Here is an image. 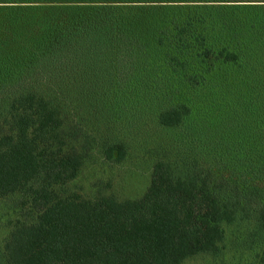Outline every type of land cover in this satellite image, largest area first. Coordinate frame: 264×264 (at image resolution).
Segmentation results:
<instances>
[{
    "label": "trees",
    "instance_id": "16d2710c",
    "mask_svg": "<svg viewBox=\"0 0 264 264\" xmlns=\"http://www.w3.org/2000/svg\"><path fill=\"white\" fill-rule=\"evenodd\" d=\"M145 105L200 130L184 176L157 157L136 198L68 195L89 162L125 160ZM6 199L21 219L0 264H183L228 246L264 264V3L0 0Z\"/></svg>",
    "mask_w": 264,
    "mask_h": 264
},
{
    "label": "rangeland",
    "instance_id": "374dc122",
    "mask_svg": "<svg viewBox=\"0 0 264 264\" xmlns=\"http://www.w3.org/2000/svg\"><path fill=\"white\" fill-rule=\"evenodd\" d=\"M227 1H254L264 3V0H149L150 4H181L195 2H227ZM40 75L35 76L33 84L39 93L47 98L50 94H57L60 102L64 103L63 92L65 88H50ZM176 82V79L174 80ZM74 93V92H73ZM71 93V94H73ZM196 111L200 112L201 106ZM140 107V106H139ZM138 110V106L134 108ZM142 119L145 122L139 127L136 135H133L127 144V155L125 160L112 168H109L102 161L89 162L76 181L67 187L68 195H79L84 199L96 196L97 194L114 193L119 199L136 198L143 194L149 185L151 165L159 157L171 166L175 177H183L187 168L192 164L193 158L198 155L201 149L200 130L193 124L185 121L174 129H165L154 121L152 106L145 105L141 108ZM133 109L124 111L123 118L118 125L123 126L122 137H126L131 130L128 125ZM119 128V127H118ZM109 184V185H108ZM66 190V186L56 188ZM95 190V192H94ZM98 192V193H97ZM58 194V192L56 193ZM11 200L0 201V243L7 238L11 232V223L21 219L17 210L13 208ZM252 253L241 252L227 247L222 254L213 258L209 256L197 257L184 262L183 264H251Z\"/></svg>",
    "mask_w": 264,
    "mask_h": 264
}]
</instances>
